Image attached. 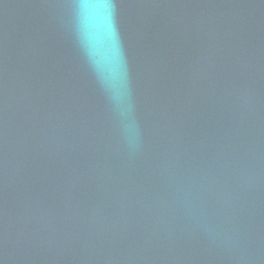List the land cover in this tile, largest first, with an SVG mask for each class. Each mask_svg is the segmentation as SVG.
Masks as SVG:
<instances>
[{"label": "water", "instance_id": "1", "mask_svg": "<svg viewBox=\"0 0 264 264\" xmlns=\"http://www.w3.org/2000/svg\"><path fill=\"white\" fill-rule=\"evenodd\" d=\"M0 264H264V0H0Z\"/></svg>", "mask_w": 264, "mask_h": 264}]
</instances>
